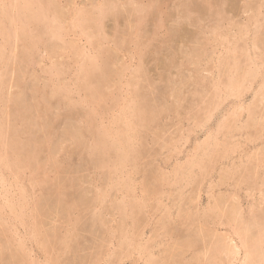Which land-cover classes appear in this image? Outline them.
Listing matches in <instances>:
<instances>
[{
	"label": "rangeland",
	"instance_id": "obj_1",
	"mask_svg": "<svg viewBox=\"0 0 264 264\" xmlns=\"http://www.w3.org/2000/svg\"><path fill=\"white\" fill-rule=\"evenodd\" d=\"M2 2L0 264H264V0Z\"/></svg>",
	"mask_w": 264,
	"mask_h": 264
},
{
	"label": "bare ground",
	"instance_id": "obj_2",
	"mask_svg": "<svg viewBox=\"0 0 264 264\" xmlns=\"http://www.w3.org/2000/svg\"><path fill=\"white\" fill-rule=\"evenodd\" d=\"M5 1H6V0H5ZM13 1L15 2V6H16V8H17V10H15V11H16L15 13L20 12V14H21V11L23 10V11H22V12H23V18H21L22 21H21L20 26H21L23 29H24V28L26 29V25H27V24L29 25L30 22L34 21V20H32V21H30V20H31V19H34V15H33L31 12H32V9H33L32 7L34 6V5H33V2H36V0H34V1H30V0H29V1H24V0H22L23 2H21V3L18 2L19 4L16 3L15 0H13ZM20 1H21V0H20ZM145 1H146V0H145ZM11 2H12V1H10L9 4H10V6H11V5L13 6L14 3L11 4ZM44 2H45V1H44ZM47 2H48V1H47ZM205 2H206V1H205ZM41 3H42V2H41ZM209 3H210V2H209ZM209 3H208V4H209ZM9 4H8V5H9ZM38 4H39V3H37V5H38ZM46 5H47V4H45V7H46ZM201 5H202V4H201ZM1 6H2V7H1ZM15 6H14V8H15ZM41 6H42V5H41ZM43 6H44V4H43ZM38 7H39V6H38ZM102 7H103V6H102ZM194 7H195V6H194ZM35 8H36V7H35ZM47 8H48V6H47ZM100 8H101V7H100ZM115 8H116V6H115ZM208 8H209V7H208ZM19 9H20V10H19ZM43 9H44V8H43ZM45 9H46V8H45ZM45 9H44V10H45ZM79 9H80V8H79ZM103 9H104V8H103ZM107 9H108V8H107ZM107 9H106V10H107ZM5 10H6L5 3H3V2L1 3V0H0V16H2V15L5 14ZM9 10H11V9H9ZM34 10H35V9H34ZM49 10H50V9H49ZM86 10H87V9H86ZM88 10H90V9H88ZM109 10H110V9H109ZM41 11H42V9H41ZM46 11H47V10H46ZM102 11H103V10H102ZM38 12H39V11H38ZM49 12H50V11H49ZM77 12H78V11H77ZM41 13H42V12H41ZM41 13H40V14H41ZM87 13H88V12H87ZM104 13H106V12H104ZM10 14H11V13H10ZM34 14H35V13H34ZM47 14H48V11H47ZM47 14H46V16H47ZM98 14H99V13H98ZM108 14H109V13H108ZM150 14H151V13H150ZM78 15H79V14H78ZM18 16H19V15H18ZM35 16H36V14H35ZM37 16H38V14H37ZM39 16H40V15H39ZM51 16H52V15H51ZM93 16H94V15H93ZM102 16H105V15H102ZM12 17L14 18V16H12ZM47 17H48V16H47ZM76 17H77V16H76ZM87 17H88V16H87ZM89 17H91V16H89ZM13 18H12V20H14ZM24 18H25V19H24ZM38 18H39V17H38ZM38 18H37V19H38ZM48 18H49V17H48ZM51 18H52V17H51ZM84 18H86V15H85ZM94 18H95V17H94ZM99 18H100V17H99ZM102 18H103V17H102ZM23 19H24V20H23ZM39 19H40V18H39ZM80 19H82V18H80ZM86 19H88V18H86ZM92 19H93V18H92ZM10 20H11V19H10ZM12 20H11V21H12ZM35 20H36V18H35ZM43 20H44V19H43ZM45 20H46V19H45ZM52 20H53V21L55 20L54 15H53V19H52ZM18 21L20 22V19H19ZM55 21H56V20H55ZM70 21H71V19H70ZM83 21H84V20H83ZM90 21H91V20H90ZM99 21H100V20H99ZM39 22H40V21H39ZM50 22H51V21H50ZM76 22H77V21H76ZM78 22H79V21H78ZM88 22H89V20H88ZM0 23H1V21H0ZM13 23H14V22H11V24H13ZM17 23H18V22H17ZM32 23H33V22H32ZM52 23H53V22H52ZM71 23H72V22H71ZM92 23H95V22H92ZM92 23H91V24H92ZM11 24H10V26H11ZM15 24H16V21H15ZM30 24H31V23H30ZM34 24H35V23H34ZM36 24H37V23H36ZM66 24H67V23H66ZM75 24H76V23H75ZM75 24L72 23V25H75ZM82 24H83V22H82ZM82 24H81V25H82ZM88 24H89V23H88ZM103 24H104V23H103ZM13 25H14V24H13ZM32 25H33V24H32ZM72 25H71V27H72ZM18 26H19V25H18ZM39 26H40V25H39ZM53 26H54V25H53ZM79 26H80V24H79ZM89 26L91 27L92 25L89 24ZM15 27H16V26H15ZM41 27H42V26H41ZM55 27H56V26H55ZM55 27H53V29H55ZM83 27H86V26L83 25ZM98 27H99V25H97V28H98ZM19 28H20V27H19ZM30 28H31V27H30ZM34 28H35V27H34ZM44 28H45V27H44ZM100 28H101V27H100ZM0 29H1V32L3 33V35L6 36V35L8 34V31H9V30H6V29H4V27H1V26H0ZM42 29H43V28H42ZM67 29H68V28H67ZM67 29H65V30H67ZM80 29H81V28H80ZM87 29H88V28H87ZM91 29H92V28H91ZM91 29H90V30H91ZM15 30H17V29H15ZM34 30L37 32L36 29H34ZM43 30H44V29H43ZM45 30H46V29H45ZM82 30H83V29H82ZM82 30H81V31H82ZM94 30H95V29H94ZM97 30H98V29H97ZM28 31H29V30H28ZM50 31H51V33H52V30H49V32H50ZM58 31H59V30H57V32H58ZM85 31H87V30H85ZM15 32H16V31H15ZM20 32H22V30H21ZM63 32H64V31H63ZM88 32H90V31H88ZM135 32H136V30H135ZM137 32H138V31H137ZM2 33H1L0 35H2ZM31 33H32V32H31ZM55 33H56V32H55ZM61 33H62V32L60 31V34H61ZM84 33H86V32H84ZM15 34H17V33H15ZM60 34L57 35V37L60 36ZM22 35H26V37H27V39H28L26 42H25V40H24V42L26 43V45H24L25 48H23V50L25 49L27 52L29 51V48H30V50H31V48H32L31 46L34 45V43H35L34 40H35L36 38H37V39H38V38H41V37H38V36L35 35V36H34L35 39H33L32 35H31V36L28 35L27 30H26ZM39 35H40V34H39ZM50 35H51V34H50ZM93 35H94V34H93ZM5 36H4V37H5ZM14 36H15V35H14ZM20 37H21V35H20ZM20 37H19V38H20ZM100 37H101V36H100ZM45 38H46V37H45ZM53 38H54V37H53ZM5 39H6V37H5ZM22 39H23V38H22ZM58 39H59V38H58ZM5 41H6V40H5ZM5 41H4V42H5ZM38 41H39V39H38ZM38 41H37V42H38ZM40 41H41V39H40ZM54 41H55V38H54ZM56 41H57V40H56ZM6 42H7V41H6ZM6 42H5V43H6ZM12 42H13V41H12ZM12 42H11V43H12ZM45 42H46V41H45ZM98 42H99V41H98ZM89 43H90V42H89ZM93 43H94V42H93ZM39 44H40V42H39ZM74 44H75V43H74ZM4 46H5V44H4ZM88 46H89V45H88ZM1 47H2L1 49H3V46H1ZM5 47H6V46H5ZM11 47H12V46H11ZM35 47H36V45H35ZM35 47H34V48H35ZM37 48H38V47H37ZM37 48H36V49H37ZM74 49H75V48H74ZM77 49H78V48H77ZM77 49H76V51H77ZM10 50H11V48H10ZM23 50H22V51H23ZM100 50H101V49H100ZM26 51H25V52H26ZM82 51H83V50H82ZM233 51H234V50H233ZM3 52H4V51H3ZM84 52H85V51H84ZM10 54H11V53H10ZM23 54H24V53H23ZM26 54H27V53H26ZM99 54H101V52H100ZM99 54H98V55H99ZM27 55H28V54H27ZM93 55H95V54H93ZM103 55H104V54H103ZM0 56H1V55H0ZM8 56H9V54H8ZM10 56H11V55H10ZM87 56H88V54H87ZM87 56H86V58H87ZM95 56L97 57V55H95ZM95 56H94L93 58L89 57V61H92L93 59H95ZM23 57H24V56H23ZM83 57H85V55H84ZM83 57H82V58H83ZM105 57H106V55H105ZM99 58H100V57H99ZM91 59H92V60H91ZM96 59H97V58H96ZM22 60H23V59H22ZM83 60H84V59H83ZM83 60H82V61H83ZM6 61H7V58H6ZM6 61H5V63H6ZM84 61H85V60H84ZM84 61H83V62H84ZM94 61H96V60H94ZM94 61H93V62H94ZM104 61H105V59H104ZM104 61H103V62H104ZM99 62H100V61H99ZM225 62H226V61H225ZM101 63H102V62H101ZM234 63H235V62H234ZM90 64H91V63H90ZM92 64H93V63H92ZM92 64H91V65H92ZM96 64H97V62H96ZM99 64H100V63H99ZM99 64H98V65H99ZM104 64H105V63H104ZM229 64H230V63H229ZM102 65H103V63H102ZM4 66H5V65H4ZM86 67H87V68H86L85 70L88 71V70H87V69H89V68H88V65H87ZM89 67H90V66H89ZM98 67H99V66H98ZM104 67H105V66H104ZM99 68H100V67H99ZM105 69H107V68H105ZM93 70H94V69H93ZM101 70H102V69H101ZM110 70H111V69H110ZM138 70H139V69H138ZM80 71H81V69H80ZM98 71H99V70H98ZM88 72H89V71H88ZM88 72L85 73L86 76H89V74H91V73H92V75L94 74L91 70H90V73H88ZM81 73H83V71H82ZM96 73H97V71L95 70V74H96ZM102 73H103V72H102ZM102 73H101V75H102ZM85 74H84L83 76H85ZM95 74H94V78H96V77H95ZM104 74H105V73H104ZM241 75H242V74H241ZM246 75H248V74H246ZM83 76H82V78H83ZM90 76H91V75H90ZM90 76H89L88 78H90ZM96 76H97V78H98V75H96ZM232 76H233V75H232ZM0 77H1V75H0ZM85 78H86V77H85ZM85 78H84V82L86 81ZM88 78H86V79H88ZM97 78H96V79H97ZM118 78H119V77H118ZM227 78H228V77H227ZM232 79H233V78H232ZM87 81H88V80H87ZM90 81H91V79H90ZM101 81H102V80H101ZM118 81H119V80H118ZM96 82H98V81H96ZM105 82H106V81H105ZM227 82H228V81H227ZM229 82H230V81H229ZM99 83H100V82H99ZM99 83H97V84H99ZM106 83H108V82H106ZM129 83H130V82H129ZM225 83H226V82H225ZM231 83H232V82H231ZM84 84H85V83H84ZM84 84H83V85H84ZM90 84H92V83H90ZM90 84H89V85H90ZM103 84H104V83H103ZM54 85H55V84H54ZM54 85H53V86H54ZM79 85H80V84H79ZM89 85L87 84V87H88ZM92 85L95 86L94 84H92ZM107 85H108V84H107ZM129 85H131V84H129ZM0 86H1V85H0ZM93 86H90L91 90L96 88V86H95V88H92ZM97 86H98V85H97ZM84 87H85V86H84ZM229 87H230V85H229ZM236 87H237V86H236ZM78 88H79V87H78ZM85 88H86V87H85ZM98 88H99V86H98ZM98 88H96V89H98ZM104 88H106V86H105ZM237 88H238V87H237ZM88 89H89V88H88ZM53 90H54V87H53ZM58 90H59V89H57V91H58ZM86 90H87V89H86ZM89 90H90V89H89ZM89 90H88V92H89ZM106 90H107V89H106ZM133 90H134V89H133ZM97 91H99V89H98ZM109 91H110V90H109ZM229 91H230V90H229ZM53 92H54V91H53ZM55 92H56V91H55ZM63 92H64V91H63ZM86 92H87V91H86ZM227 92H228V91H227ZM89 93H90V92H89ZM99 93H100V92H99ZM229 93H230V92H229ZM237 93H238V92H237ZM57 94H58V93H57ZM128 94H130V93H128ZM230 94H231V93H230ZM102 95H103V94H102ZM132 95H133V94H132ZM67 96H68V95H67ZM104 96H105V95H104ZM92 97H93V95H92ZM112 97H113V96H112ZM64 98H67V97H64ZM93 98H94V97H93ZM95 98H96V97H95ZM95 98H94V99H95ZM90 99H91V98H90ZM94 99H92L93 102L95 101ZM103 99H104V98H103ZM107 99H108V98H107ZM218 99H219V98H218ZM120 100H122V99H120ZM130 100H131V98H130ZM132 100H133V98H132ZM96 101H99V100H96ZM114 101H115V100H114ZM0 102H1V101H0ZM93 102H92V105H93ZM80 103H81V102H80ZM98 103H99V102H98ZM95 104H97V103L95 102ZM133 104H134V103H133ZM133 104H132V106H133ZM92 105H91V106H92ZM97 105H98V104H97ZM130 105H131V104H130ZM91 106H90V107H91ZM116 106H117V105H116ZM70 107H72V106H70ZM92 107H93V106H92ZM92 107H91V108H92ZM126 107H128V103H127ZM113 108H114V107H113ZM119 108H120V107H119ZM121 108H122V107H121ZM129 108H130V107H129ZM129 108H127V109H129ZM145 108H147V107H145ZM100 109H101V108H100ZM122 109H123V108H122ZM122 109H121V110H122ZM131 109H132V108H131ZM91 110H92V109H91ZM93 110H94V109H93ZM1 111H3V110H1ZM94 111H95V110H94ZM94 111H93V112L91 111V113H94ZM99 111H100V110H99ZM123 111H124V110H123ZM140 111H142V110H140ZM140 111H139V109H138L139 116L143 117V116L146 114V112H144V113L142 112V114H141ZM84 112H85V111H84ZM89 112H90V111H89ZM101 112H103L102 109H101ZM117 112H119V109H118ZM120 112H121V111H120ZM125 112H127V110H126ZM2 113H4V112H2ZM2 113H1V114H2ZM82 113H83V112H82ZM82 113H81V114H82ZM121 113H122V112H121ZM131 113H133V112L131 111ZM86 114H87V113H86ZM103 114H104V113H103ZM116 114H117V113H116ZM127 114H128V113H127ZM143 114H144V115H143ZM89 115H90V113H89ZM95 115H96V114H95ZM146 115H147V114H146ZM146 115H145V116H146ZM79 116H80V115H79ZM100 116H101V115H100ZM123 116H124V115H123ZM132 116H133V115H131V117H132ZM2 117H3V116H2ZM135 117H136V115H135ZM90 118H92V117L90 116ZM112 118H113V117H112ZM112 118H111V119H112ZM114 118H115V116H114ZM124 118H125V117H124ZM147 118H148V117H147ZM2 119H3V118H2ZM88 119H89V117H88ZM128 119H129V118L127 117V120H128ZM143 119H144V117H143ZM108 120H109V119H108ZM120 120H121V119H120ZM0 121H1V120H0ZM100 121H101V120H100ZM100 121H98V122L101 123ZM102 121H103V120H102ZM118 121H119V120H118ZM118 121H117V122H118ZM124 121H125V119H124ZM131 121H132V120H131ZM144 121H145V120H144ZM13 122H14V121H13ZM114 122H115V121H114ZM129 122H130V121H129ZM135 122H136V121H135ZM141 122H142V121H141ZM84 123H85V122H84ZM88 123H89V122H88ZM90 123H91V122H90ZM94 123H95V122H94ZM96 123H97V122H96ZM118 123H120V122H118ZM133 123H134V122H133ZM224 123H225V122H224ZM13 124H14V123H13ZM105 124H106V123H105ZM112 124H113V123H112ZM114 124H115V123H114ZM116 124H117V123H116ZM134 124H135V123H134ZM221 124H222V122H221ZM2 125L4 126V124H2ZM2 125H1V126H2ZM84 125H85V124H84ZM96 125H97V124H96ZM118 125H119V124H117V126H118ZM141 125H142V124H141ZM7 126H8V125H7ZM85 126H86V125H85ZM97 126H98V125H97ZM97 126H96V127H97ZM102 126H103V123H102ZM106 126H107V125H106ZM136 126H137V125H136ZM138 126H139V125H138ZM138 126H137V127H138ZM90 127H91V126H90ZM222 127H223V126H222ZM109 128H110V127L108 126L107 130H108ZM138 128H139V127H138ZM140 128H141V127H140ZM0 129H1V128H0ZM9 129H10V128H9ZM103 129H104V130H103ZM103 129H102L101 127L96 129V132H95V133H96V136L94 135V136H95V137H94L95 139H94L93 142H92V143H94V144H93V148H94V150L96 149V152H95V153L98 152V154L100 153L101 156H102V154L106 153L110 148H111V149L114 148V149H117V151H114V152H113V151L110 149L111 151H109V152H113L114 154H115V152H116V154L118 155V151H119V152L122 153V155L125 154L123 158H122L121 155H120V156H121L122 159H125V160H126L127 157H129V156H128V153H129V146L131 145V143L129 144V142L126 141V140H127V139L130 140V137L126 135V136H127L126 139H123V138H119V137H117V136L113 137L114 135H112V140H109V141H108V139H107V135H108V134L105 132V128H104V127H103ZM111 129H112V128H111ZM124 129H126V128L124 127ZM132 129H133L132 126L127 124V130H128V132H130ZM91 130H92V128H91ZM107 130H106V131H107ZM112 130H114V129H112ZM119 130H120V129H119ZM119 130H118V131H119ZM2 131H3V127H2ZM7 131H8V130H7ZM7 131H6V132H7ZM118 131H117V133H119ZM124 131H125V130H124ZM0 132H1V131H0ZM93 132H94V131H93ZM93 132H91V133L93 134ZM131 132H132V131H131ZM135 132H136V131H135ZM139 132H140V131H139ZM89 133H90V131H89ZM115 134H116V133H115ZM121 134H122V133H121ZM124 134H126V131L124 132ZM139 134H140V133H139ZM1 136H2V135H1ZM5 136H6V135H5ZM92 136H93V135H92ZM109 136H110V135H109ZM118 136H120V135H118ZM136 136H137V134H136ZM136 136H135V137H136ZM3 137H4V134H3ZM16 137H17V136H16ZM10 138H11V137H10ZM1 139H3V138H1ZM6 139H7V138H6ZM91 139H92V137H91ZM109 139H110V138H109ZM135 139H136V138H135ZM214 140H215V139H214ZM2 141H3V140H2ZM12 141H13V140H12ZM15 141H16V140H15ZM201 141H202V140H201ZM6 142H7V141H6ZM6 142H5L4 146H5L6 144H8V143H6ZM86 142H88V141H86ZM135 142H136V141H135ZM87 144H88V143H87ZM197 144H198V143H197ZM199 144H200V143H199ZM201 144H202V143H201ZM9 145H10V143H9ZM15 145H16V144H15ZM15 145H14V146H15ZM207 145H208V144H207ZM209 145H210V144H209ZM1 146H2V145H0V147H1ZM6 146H7V145H6ZM6 146H5V147H6ZM131 146H132V145H131ZM7 147H8V146H7ZM13 148H14V147H13ZM89 148H90V147H89ZM199 148H200V147H199ZM202 148H203V147H202ZM4 149H5V148H4ZM11 149H12V148H11ZM90 149H91V148H90ZM130 149H131V148H130ZM6 150H7V149H6ZM19 150H20V149H19ZM204 150H205V149H204ZM4 151H5V150H4ZM136 151H138V150H135L134 153H135ZM202 151H203V150H202ZM19 152H21V150H20ZM25 152H26V151H25ZM90 152H91V151H90ZM92 152H93V151H92ZM210 152H211V151H210ZM210 152H209V153H210ZM123 153H124V154H123ZM202 153H203V152H202ZM207 153H208V152H207ZM98 154H97V155H98ZM130 154H131V153H130ZM200 154H201V153H200ZM11 155H12V153H11ZM29 155H30V154H29ZM112 155H113V154H112ZM204 155H205V154H204ZM204 155H203V156H204ZM207 155H208V154H207ZM2 156H3V155H2ZM15 156H17V155H15ZM103 156H104V155H103ZM118 156H119V155H118ZM120 156H119V157H120ZM132 156H133V155H132ZM24 157H25V156H24ZM24 157H23V158H24ZM26 157H27V156H26ZM99 157H100V156H99ZM114 157H115V156H114ZM119 157H118V158H119ZM130 157H131V156H130ZM19 158H20V156H19V154H18V159H19ZM29 158H30V157H29ZM118 158H116V159H118ZM199 158H200V157H199ZM129 159H130V158H129ZM129 159H128V160H129ZM131 159H132V158H131ZM134 159H135V157H134ZM200 159H201V158H200ZM202 159H203V158H202ZM0 160H1V159H0ZM2 160H4V159H2ZM7 160H8V159H7ZM105 160H106V159H105ZM125 160H124V161H125ZM128 160H127L126 162H128ZM5 161H6V160H5ZM16 161H17V159H16ZM20 161H21V160L18 161V164H19ZM27 161H28V158H27ZM116 161H117V160H116ZM118 161L120 162V160H118ZM124 161H123V163H125ZM185 161H186V160H185ZM200 161H201V160H200ZM28 162H29V161H28ZM119 162H118V164H119V166H120V165H121V164H120L121 162H120V163H119ZM194 162H196V160H195ZM194 162H193V163H194ZM21 163H22V162H21ZM98 163H99V162H98ZM106 163H107V162H106ZM109 163H110V161H109ZM128 163H129V162H128ZM132 163H133V162H132ZM186 163H187V166H189L188 162H185V165H186ZM198 163H199V162H198ZM13 164L16 165V164H15V161H14ZM22 164H23V163H22ZM101 164H102V162H101ZM113 164H115V163H113ZM130 164H131V163H130ZM133 164H134V163H133ZM195 164H196V163H195ZM195 164H194V165H195ZM102 165H103V164H102ZM109 165H110V164H109ZM123 165H125V164H123ZM199 165H200V163H199ZM6 166H9L10 169H12L11 166L13 167L12 163H11V166H10V165H6ZM17 166L20 167V164L17 165ZM115 166H116V165H114V167H115ZM9 167H8V169H9ZM116 167H117V166H116ZM124 167H125V166H124ZM189 167H190V166H189ZM192 167H193V164H192ZM14 168H15V167H14ZM14 168H13V169H14ZM17 168H18V167H17ZM100 168H101V167H100ZM176 168H177V167H176ZM183 168H184V167H183ZM4 169H5V168H4ZM6 169H7V168H6ZM8 169H7V170H8ZM22 169H23V168H22ZM111 169H112V168H111ZM189 169H190V168H189ZM189 169H188V170H189ZM14 170H15V169H14ZM14 170H13V171H14ZM16 170H17V169H16ZM114 170L116 171V169H114ZM13 171H12V172H13ZM24 171H25V169H24ZM110 171H111V170H110ZM112 171H113V170H112ZM180 171H181V170H180ZM116 172H117V171H116ZM176 172H177V171H176ZM181 172H182V171H181ZM187 172H188V171H187ZM9 173H10V172H9ZM22 173H24V172H22ZM114 173H115V172H113V174H114ZM127 173H128V172H127ZM115 174H116V173H115ZM180 174H181V173H180ZM11 175H12V174H11ZM31 175H32V174H31ZM127 175H128V174H127ZM34 176H35V175H34ZM2 177H3V176H2ZM29 177H30V176H29ZM13 179H14V178H13ZM18 179H19V178H18ZM18 179H16V180H18ZM28 179L30 180V178H28ZM33 179H34V177H33ZM11 180H12V179H11ZM0 181H2V180H0ZM7 181H8V180H7ZM12 181H13V180H12ZM18 181H19V180H18ZM30 181H31V180H30ZM32 181H33V180H32ZM32 181H31V182H32ZM2 182H3V181H2ZM116 182H117V181H116ZM15 183H16V182H15ZM16 184H18V182H17ZM9 185H10V184H9ZM20 185H21V183H20ZM122 185H123V184H122ZM0 186L3 187L2 185H0ZM29 186H30V185H29ZM4 187H5V186H4ZM31 187H32V185H31ZM34 187H35V186H34ZM11 188H12V187H11ZM9 189H10V188H9ZM16 189H17V188H16ZM19 189L21 190V188H19ZM31 189H32V188H31ZM6 190H7V189H6ZM6 190H5V192H6ZM12 190H13V189H12ZM0 191H1V190H0ZM13 191H14V190H13ZM13 191H12V192H13ZM3 192H4V191H3ZM5 192H4V193H5ZM7 192H10V191H7ZM1 193H2V192H1ZM13 193H14V192H13ZM15 193H16V192H15ZM15 193H14V194H15ZM22 193H24V190H23V192H21V194H22ZM6 194H8V193H6ZM10 194H11V193H10ZM2 195H3V194H1V196H2ZM21 196H22V195H21ZM23 196H24V195H23ZM10 197H11V195H10ZM16 197H17V196H16ZM16 197H14L15 200H16ZM36 197H37V196H36ZM2 198H3V197H2ZM11 198H13V197H11ZM20 198H21V197H20ZM20 198H19V199H20ZM32 198H33V197H32ZM6 199H9V197L6 198ZM24 199H25V198H24ZM24 199H22V200H24ZM26 199H27V198H26ZM35 199H36V198H35ZM15 200H13L12 202H14ZM17 200H18V199H17ZM3 201H5V200H3ZM6 202H8V201L6 200L5 203H6ZM9 202H11V201H9ZM26 202H27V201H26ZM33 202H34V201H33ZM33 202H32V203H33ZM35 202H36V201H35ZM122 202H123V201H122ZM5 203H4V204H5ZM20 203H21V201H20ZM9 204H10V203H9ZM9 204H8V205H9ZM33 204H34V203H33ZM11 205H13V203H12ZM11 205H10V206H11ZM22 205H23V204H22ZM116 205H117V204H116ZM3 206H4V205H3ZM3 206H2V207H3ZM16 206H17V205H16ZM34 206H35V205H34ZM13 207H14V206H13ZM130 207H131V206H129V209H130ZM7 208H8L9 210H11L12 207L9 208V206H8ZM32 209H33V208H32ZM119 209H120V208H119ZM20 210H21V208H20ZM67 210H68V209H67ZM122 210H123V209H122ZM15 211H16V209H15ZM0 212H1V210H0ZM3 212H4V211H3ZM9 212L11 213V211H9ZM33 212H34V211H33ZM16 213H18V211H16ZM16 213L14 212V214H16ZM20 213H21V211H20ZM34 213H35V212H34ZM31 214H32V213H31ZM17 215H18V214H17ZM17 215H16V216H17ZM23 215H24V213H23ZM32 215H35V214H32ZM12 216H13V215H12ZM14 217H15V216H14ZM19 217L22 218V216H19ZM19 217H18V218H19ZM32 217H33V216H32ZM18 218H17V219H18ZM30 218H31V217H30ZM11 219H12V218H11ZM19 219H20V218H19ZM33 219H35V218L33 217ZM21 222H22V221H21ZM12 225H13V224H12ZM33 225L35 226V224H33ZM10 226H11V224H10ZM37 226H38V225H37ZM5 228H6V227H5ZM5 228H4V229H5ZM33 228H34V227H33ZM36 228H37V227H36ZM2 229H3V228H2ZM34 230H35V228L33 229V231H34ZM12 231H13V230H12ZM14 231H15V230H14ZM0 232H1V231H0ZM10 232H11V230H10ZM35 232H36V231H35ZM7 233H8V232H7ZM7 233H6V234H7ZM11 233H12V232H11ZM37 233H38V232H37ZM37 233H36V234H37ZM39 233H40V232H39ZM8 234H9V233H8ZM15 234H16V233H15ZM68 234H69V233H68ZM70 234H71V233H70ZM70 234H69V235H70ZM10 235H11V234H10ZM15 236H16V235H15ZM15 236H14V237H15ZM34 236H36V235H34ZM38 236H39V234H38ZM36 237H37V236H36ZM20 238H21V237H20ZM9 239H10V238H9ZM42 239H43V237H42ZM44 239H45V238H44ZM16 240H17V239H16ZM19 240H21V239H19ZM40 241H42V240H40ZM19 242H20V241H19ZM43 242H44V241H43ZM43 242H40L39 246H40L41 243H43ZM45 242H46V241H45ZM45 242H44V243H45ZM62 242H63V241H62ZM67 242H68V241H67ZM17 243H18V240H17ZM47 243H48V240H47ZM48 244H49V243H48ZM20 245H21V244H20ZM42 245H43V244H42ZM45 245H46V244H45ZM65 245H66V243H65ZM17 246H19V245H17ZM47 246H48V245H47ZM66 246H68V245H66ZM24 248H25V247H24ZM44 248H45V246H44ZM54 249H55V248H54ZM21 250H22V249H21ZM45 250H46V249H45ZM45 250H44V251H45ZM48 251H49V250H48ZM22 252H23V251H22ZM18 253H19V252H18ZM23 253H25V252H23ZM14 255H15V254H14ZM16 255H17V254H16ZM19 255H20V254H19ZM20 257H21V256H20ZM32 257H33V256H32ZM15 258H16V257H15ZM25 258H26V257H25ZM22 259H23V257L21 258V260H22ZM18 260H19V259H18ZM24 260H25V259H24ZM29 261H30V260H29ZM31 261H32V260H31ZM31 261H30V262H31ZM25 262H26V261H25ZM49 262H51V261H49ZM12 263H13V262H12ZM19 263H20V262H19ZM22 263H24V262H22ZM31 263H32V262H31ZM20 264H21V263H20ZM45 264H46V263H45Z\"/></svg>",
	"mask_w": 264,
	"mask_h": 264
}]
</instances>
